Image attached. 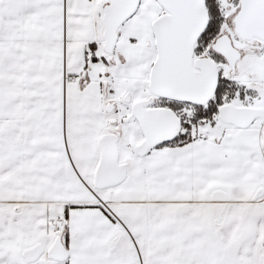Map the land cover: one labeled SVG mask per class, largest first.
<instances>
[{
    "label": "snow or ice",
    "instance_id": "1",
    "mask_svg": "<svg viewBox=\"0 0 264 264\" xmlns=\"http://www.w3.org/2000/svg\"><path fill=\"white\" fill-rule=\"evenodd\" d=\"M0 264H264V0H0Z\"/></svg>",
    "mask_w": 264,
    "mask_h": 264
}]
</instances>
